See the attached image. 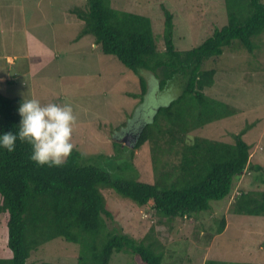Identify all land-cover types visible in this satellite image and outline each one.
Wrapping results in <instances>:
<instances>
[{
    "label": "rangeland",
    "instance_id": "374dc122",
    "mask_svg": "<svg viewBox=\"0 0 264 264\" xmlns=\"http://www.w3.org/2000/svg\"><path fill=\"white\" fill-rule=\"evenodd\" d=\"M264 2V0H261ZM118 9L142 13L151 19L157 48L164 49L163 9L173 15V42L177 49H190L211 36L216 26L227 23L224 0H112ZM85 7V0H0V92L22 101L35 97L42 103H70L76 116L73 143L85 156L100 155L95 161L112 176L152 182L154 171L148 143L134 149L125 132L142 127L153 117L158 105H166L182 90L183 80L168 82L163 90L147 69L134 72L115 56L104 54L91 34L76 39L82 21L71 11ZM248 51L234 40L217 57L204 60L203 69H215L214 83L204 92L239 109L235 115L209 122L189 133L232 142V133L246 125L242 138L250 144V164H259L264 175V31L253 37ZM139 77L146 79L143 100ZM19 118L21 119L20 115ZM118 142H121L120 145ZM128 145L127 147H123ZM118 154L117 157H113ZM104 155V156H103ZM110 156V157H106ZM259 173L245 170L234 180L230 194L212 200L211 208L196 217H177L171 223L159 219L154 209L140 206L100 187L112 216H104L109 228L136 239L153 227L166 250H177L168 264H203L213 258L229 263L264 264V215L231 211L240 190H264ZM118 197H117V196ZM226 225L214 229L220 217ZM0 225V244L4 243ZM78 245L61 237L32 250L28 264H76ZM109 264H137L131 252H114ZM165 264V259H162Z\"/></svg>",
    "mask_w": 264,
    "mask_h": 264
},
{
    "label": "trees",
    "instance_id": "16d2710c",
    "mask_svg": "<svg viewBox=\"0 0 264 264\" xmlns=\"http://www.w3.org/2000/svg\"><path fill=\"white\" fill-rule=\"evenodd\" d=\"M224 7L227 23L216 26L211 36L186 50L174 45L173 15L165 6L163 50L157 48L151 19L145 14L118 9L112 0H85V7L71 9L82 21L76 39L91 34L104 54L115 56L134 72L141 68L150 71L158 79L159 90L176 78L183 80L182 90L166 105L156 107L129 147L126 168L134 149L148 143L152 182L112 176L95 163L101 154L85 156L76 147L63 165L52 167L33 162L26 142L17 140L11 153L0 149V225L4 234L0 264H28L32 250L57 237L78 245L76 264H109L114 252L124 250L132 253L137 264H162L163 258L168 264L166 259L175 260L177 250H166L153 227L136 239L107 226L103 214L112 216V212L100 187L112 189L135 207L154 209L159 219L171 223L177 217H196V212L211 208L212 200L227 197L234 180L247 169L258 172L256 178L264 183L263 168L250 164L251 146L242 138L253 122L232 133V142L189 136L196 128L239 112L204 92L214 83L216 72L201 68L204 60L219 56L234 40L252 52L253 37L264 31L263 1L224 0ZM139 86L134 96L143 100L146 79L139 77ZM20 103L0 92V132L16 130ZM231 211L264 215V190H240ZM225 225L222 216L214 232L221 233ZM181 257L173 262L178 263ZM203 264L227 263L207 258Z\"/></svg>",
    "mask_w": 264,
    "mask_h": 264
},
{
    "label": "clouds",
    "instance_id": "9594fccd",
    "mask_svg": "<svg viewBox=\"0 0 264 264\" xmlns=\"http://www.w3.org/2000/svg\"><path fill=\"white\" fill-rule=\"evenodd\" d=\"M17 111L19 124L15 131L0 132V149L11 153L20 140L31 146L30 159L37 165H63L75 148L72 137L76 116L72 105L23 97Z\"/></svg>",
    "mask_w": 264,
    "mask_h": 264
},
{
    "label": "flooded vegetation",
    "instance_id": "af4514ba",
    "mask_svg": "<svg viewBox=\"0 0 264 264\" xmlns=\"http://www.w3.org/2000/svg\"><path fill=\"white\" fill-rule=\"evenodd\" d=\"M141 129V127H136L134 129H129L130 131H126L125 134V138L124 139H128V140H133L134 136L139 132V130Z\"/></svg>",
    "mask_w": 264,
    "mask_h": 264
},
{
    "label": "water",
    "instance_id": "95a60500",
    "mask_svg": "<svg viewBox=\"0 0 264 264\" xmlns=\"http://www.w3.org/2000/svg\"><path fill=\"white\" fill-rule=\"evenodd\" d=\"M139 132H140V130H139ZM139 132L134 136V138H133V143H132L131 145H134V143L136 142V139H137V136H138ZM124 141H126V143L129 142V141L127 142L126 139H124ZM124 144H125V143H124Z\"/></svg>",
    "mask_w": 264,
    "mask_h": 264
}]
</instances>
